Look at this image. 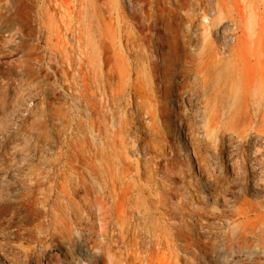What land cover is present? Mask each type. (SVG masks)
I'll list each match as a JSON object with an SVG mask.
<instances>
[{
	"label": "rangeland",
	"instance_id": "rangeland-1",
	"mask_svg": "<svg viewBox=\"0 0 264 264\" xmlns=\"http://www.w3.org/2000/svg\"><path fill=\"white\" fill-rule=\"evenodd\" d=\"M216 2L73 0L72 23L85 21L79 45L53 0H0V264H135L119 254V208L128 238L140 229L167 254L164 237L172 233L179 264L264 263L250 237L247 251L231 231L229 240L213 235L230 230L231 220L240 226L237 211L264 227V175L251 167L264 154V0H249L254 15L242 22L232 0H222L224 18L203 26ZM115 29L155 58L159 88L165 80L179 92L192 89L193 71L211 68L203 87L195 85L193 105L204 112L195 137L177 119L184 100L170 95L161 102L171 116L159 120L146 156L119 143L114 117L122 101L108 94L101 102L86 84L90 58L111 48ZM226 53L233 54L226 71L212 73L209 61ZM133 117L131 128L142 127ZM133 136L148 138L141 128ZM230 159L245 165L236 182ZM198 214L216 225L205 254L176 238L198 237L196 228L187 231Z\"/></svg>",
	"mask_w": 264,
	"mask_h": 264
},
{
	"label": "bare ground",
	"instance_id": "bare-ground-1",
	"mask_svg": "<svg viewBox=\"0 0 264 264\" xmlns=\"http://www.w3.org/2000/svg\"><path fill=\"white\" fill-rule=\"evenodd\" d=\"M78 1H82V0H78ZM221 1L222 0H218V2L215 3V7L213 9H210V13L209 14L207 13L208 16L210 15L209 18H207L206 16L203 18L205 20L204 22L205 25L203 26L216 25L218 24V22H220L224 18L223 11L225 10V5L221 3ZM53 2H54L53 4L56 7V9L57 8L60 9L61 12H63V14H65L66 17L69 19L68 27L66 28L69 33V35L67 36L72 42L79 43V40L81 38L80 34L83 30V23L85 21H79L76 18L77 20L72 23L71 3H73V0H53ZM115 3H116V0H115ZM230 5H231V8L237 12L238 16L240 17V21L241 20L244 21L246 19L250 20L251 17L254 15V9L251 8V4L249 0H232V3ZM77 7L79 8V5ZM227 9L228 8H226V10ZM79 13H80V10H78L77 14ZM63 14H60V15H63ZM78 18L80 19L81 16ZM47 22L46 24H48ZM201 24H203V22ZM128 28L130 29V27ZM121 31L122 30L119 31L115 29V33L111 39L112 49L107 47L108 44H104L100 50L96 49V53L94 54L93 57L90 58V61L88 62L89 64L87 68L88 74H86L87 75L86 84L89 85V89L91 88L96 89L97 91L96 96L101 102L105 101V98L108 97V94L111 95V97H113L114 100L118 99L122 101V106L119 107L114 117V124H115L114 131L120 139L119 143L122 146L124 145H127L128 147L130 146L131 150L133 149L135 145L136 147L139 146V148H142V151L144 155L146 156L144 149H147L149 147L154 148V141L157 138L158 132H160L159 120H161V123H165V121L167 122V120L171 116L170 110L166 108L164 104L161 102L162 100H168L170 95L175 96L178 99L184 100L185 104L183 108L181 109V114L177 113V119L179 121V124L183 126V129L186 128L189 138L192 139L193 137H195L194 127L196 125V122L200 117L203 118L204 116L203 110H200L198 107L193 105L195 101V96H196L195 92L198 87L195 85L198 84L199 81H201L202 83L200 84V86L203 87V84L205 82L203 72L206 70L208 71L211 68H206L203 66L204 69H201L202 68L201 67L199 69H196L195 72L193 71L192 76L195 80L193 79L194 84H193L192 89H187L185 91L179 92L178 89H173L172 85L169 82H166L165 80H164V86L162 85L161 88H159V86H157L155 82L158 79V76L163 77V74L160 71V69L156 66L155 58H153V56L149 55L147 51L144 50L145 47L142 46L143 44L141 46L139 45L140 47L139 49H137L138 47L135 44L136 42L134 43L131 40V37H128L127 35L126 36L123 35ZM58 33L61 34V32H58ZM58 33L55 34L57 37H59ZM132 36H134V34ZM61 37L65 38V35L62 34ZM123 37L125 38L124 42L122 40ZM72 42L69 45H72L73 44ZM84 43L83 45L85 48L87 46V43L85 44ZM216 54H213L211 60L212 59L214 60L215 58L214 56ZM225 55L224 57L223 56L219 57L217 55L219 58L217 57L215 61H213V63L212 61H209L210 59H208L211 65H213L212 73L216 71H226L228 67V63L230 62L229 58L231 54L229 55L227 54V56ZM196 61H199V60L197 59ZM197 65L195 66L197 67ZM205 66L207 65L205 64ZM158 69L160 73L159 75H158ZM197 70H200L202 72L197 71ZM133 114H135V116L140 118L141 124H143V126L142 127L137 126V128H141L143 130V133L145 132L147 134V137H148L147 139L144 138V139H141L140 141V139L134 138L133 135L136 133L137 128H135V130L131 128L132 120H134ZM207 120L208 119L206 118L203 119L202 124L206 125L208 122ZM109 125H112V124L109 123ZM115 145H118V144H115ZM116 147L119 148V146H116ZM126 147H125V151L127 150ZM210 160H211L210 162H212V158ZM230 160H231V163H230L231 168L229 170L230 171L233 170L232 172L234 171L236 172V174L234 173L236 177L233 178L234 177L233 176L231 178H233V180L234 179L239 180L240 178L243 177V176L242 177L240 176H241V173L245 165L243 162L241 163L235 160L232 161V159ZM206 167L209 168V167H214V166L208 163ZM251 167L262 172V175H264V154L262 155L260 154L258 159H254L253 165H251ZM236 181L234 180V182ZM227 185H228V182L225 185L226 186L225 188H227L226 190H230V187ZM262 186L264 187L263 179H262ZM134 213H133V216H134ZM123 214H124V211H122L120 208L117 209L116 217L118 220L116 222L117 223V229H116L117 233L116 234H117V243L120 249V252H119L120 256L131 258L132 260L135 261V264H153V260L154 261L156 260V264H179V255H178L179 251H178L176 242H174V235L172 233H168L164 237L166 240L165 242L167 246L169 247L168 253L164 254L162 251L163 249L159 247L160 240L157 241L158 238L153 239V240L152 239L145 240L146 238L144 234L141 233L140 229H137V231H134L130 235V238H128L127 229L124 226L125 221H124ZM236 214L237 216L243 218L241 225L239 226V223L237 224L235 223V220H231L226 225L229 227L230 230H228L227 232L223 231V235L213 234L215 237V241L218 240L219 238L222 240V238L225 237L224 236L225 234L226 235L228 234L226 236V238H228L229 231H231L232 235H234L235 233L238 236L237 238H239L242 241V244L246 243L245 240H246V237L248 236L253 240V248L255 251L253 255L259 256V258H262V257L264 258V227L262 228V231H260L259 228L254 224V222L250 221V219L247 218V214L243 211H237ZM135 218L136 220L139 221L141 220V218H143V215L137 212ZM191 222L192 223L189 225L190 227L188 228L187 231L191 232L193 228H196L198 230V237H194L192 236V234L186 233V234H176V238H182L186 243H188L191 246H194L197 250H199L200 254H205V251H206L205 249L214 248L211 245L210 239H211V234L213 233L212 231L216 229V225L212 222H206L203 219V216L200 214L192 217ZM262 224H264V211H262ZM238 243L240 246L241 242H238ZM249 246L245 244L244 249L247 251L248 249L250 250ZM181 248L188 249L186 246L184 247L182 246ZM254 264H262V261L261 262L255 261Z\"/></svg>",
	"mask_w": 264,
	"mask_h": 264
}]
</instances>
